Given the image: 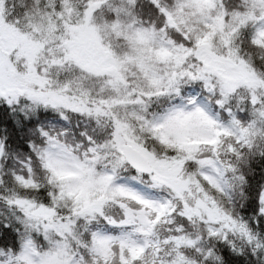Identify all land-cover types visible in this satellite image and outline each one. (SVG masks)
Here are the masks:
<instances>
[{
	"label": "snow or ice",
	"instance_id": "snow-or-ice-1",
	"mask_svg": "<svg viewBox=\"0 0 264 264\" xmlns=\"http://www.w3.org/2000/svg\"><path fill=\"white\" fill-rule=\"evenodd\" d=\"M0 264H264V0H0Z\"/></svg>",
	"mask_w": 264,
	"mask_h": 264
}]
</instances>
